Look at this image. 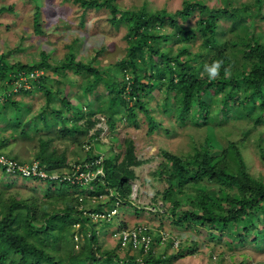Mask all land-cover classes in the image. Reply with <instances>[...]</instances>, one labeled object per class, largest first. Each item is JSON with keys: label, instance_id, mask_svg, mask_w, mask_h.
Masks as SVG:
<instances>
[{"label": "trees", "instance_id": "16d2710c", "mask_svg": "<svg viewBox=\"0 0 264 264\" xmlns=\"http://www.w3.org/2000/svg\"><path fill=\"white\" fill-rule=\"evenodd\" d=\"M33 1L34 19H37L39 6L37 0ZM73 1L83 8L108 9V21L116 28L119 24L125 27L122 35L125 53L113 64L115 71L103 69V72L93 61L75 57L72 49L78 41L76 38L66 44V52L54 65L46 60L48 53L44 51L40 52V60L33 63H8L1 54L0 152L21 161L37 159L47 171L61 173H72L76 163L91 161L92 168H102V174L86 183L48 181L50 185L42 195H22L19 191L10 192L7 185L0 186V264H167L172 257L192 252L196 240L177 241L175 253L167 254L163 248L155 250L158 243L168 248L174 242L170 236L161 240L159 230L156 235L150 234V247L146 251L131 244L122 247L119 239L111 244L103 243L98 228L113 225L116 230L120 229L123 226L120 210L124 207L137 210L130 199L129 179L142 160L129 135L124 137L121 150L110 147L103 156L101 149L95 152L87 148L83 157L74 146H82L84 135L96 122V118L91 117L97 112L103 115L108 128L117 121L137 126L136 109L145 113L149 129L160 126L161 122H154L155 117L144 104L148 90L154 89L163 91L162 112L174 116L180 124L189 117L190 123L204 127L205 135L201 142L192 138V149L184 153L161 148V160L151 173L166 185L158 191L157 197H153L152 204L160 201L162 211L169 214L174 225L197 226V230L209 228L218 234L225 231L230 242L238 239L239 243H244L248 239L256 245L264 230V182L249 171L240 150L246 136L242 135L239 143L233 140L221 143L210 123L214 118L208 113L211 103L219 100L222 107L212 113L223 117H217L218 121L214 119L215 123L225 119L230 112L244 116L238 108L246 107L249 108L246 114L255 124L264 123V42L258 40L260 36L254 31L255 15L260 12L259 16L264 18L260 9L262 0L236 3L221 0L222 5L216 6L181 0V6L173 11L165 7L149 10L146 4L124 8L116 0ZM5 9L0 6V11ZM194 15L198 18L193 24L178 22V19H189ZM221 21L233 31V38L221 36L227 31ZM230 21L234 22L231 26ZM34 23L36 32H40L39 23ZM166 23L171 27L162 30ZM168 38L178 43L176 49L164 44ZM195 38L199 41L196 51L191 54L185 44L187 41L192 43ZM232 46L237 47L240 57L230 51ZM206 52L213 53L204 61ZM184 53L187 56L181 59ZM215 59L223 60L230 73L226 76L222 69L219 78L209 80L206 75H201L203 65ZM34 69H50L61 78L71 70L77 76L73 85L81 88L84 95L81 107L75 106L71 110L72 102L67 95L59 97V107L50 104L53 89L46 85V75H41L33 81L44 91V105L24 122L25 110H31V102H22L20 97L13 95L12 80L19 71ZM127 74L128 83L124 78ZM18 90L23 94L30 93L23 87ZM129 100H132L131 105ZM230 102L229 110L227 104ZM252 112L255 113L251 115ZM194 115L199 121L194 120ZM83 117L84 123L78 124ZM75 131L81 134L68 138V134ZM31 132L36 141L30 147L29 159L20 158L13 148L19 137L29 136ZM98 134L99 130L96 136ZM109 140L112 143L114 136L110 135ZM56 141L61 144L68 141L69 144L58 145ZM95 143L100 144L98 139ZM258 147L264 166L262 143ZM99 157L102 159L98 161ZM0 172L9 175L4 167H0ZM12 176L23 177L17 173ZM24 178L36 182L42 180ZM99 193H105L106 197L97 200ZM116 201L120 204L117 215L109 219L91 218L90 213L107 212ZM75 223H78L77 227ZM74 235H78L77 248L74 247ZM232 264L251 262L243 259Z\"/></svg>", "mask_w": 264, "mask_h": 264}, {"label": "rangeland", "instance_id": "374dc122", "mask_svg": "<svg viewBox=\"0 0 264 264\" xmlns=\"http://www.w3.org/2000/svg\"><path fill=\"white\" fill-rule=\"evenodd\" d=\"M189 1L203 2L210 6L222 5L221 0ZM239 1L233 0L234 3ZM116 2L120 7L124 8H136L146 4L149 10L165 7L167 10L173 11L175 8L181 6V0H116ZM37 3L39 14L38 18L34 19L35 6L33 0H0V6L6 7L5 10L0 11V56L3 54L4 57H1L6 62L15 63L16 61H22L33 63L40 60V52L44 51L46 54L48 53L46 60L54 65L66 52V44L76 38L78 41L73 45L72 50L77 59L93 61L94 64L100 66L102 72L104 70H116L113 64L119 57L124 55L126 50V45L122 38L125 27L119 24L116 28L108 21V17H110L108 9L104 7L99 9L92 7L83 8L73 0H37ZM261 4V13L264 14V0H262ZM259 15H261L260 12L254 18V31L256 35L260 36L258 40L264 42V18ZM197 18L198 15H194L189 19H178V22L183 25L184 23L193 24ZM35 21L40 25V32H36ZM220 23L222 24L223 22L221 21ZM233 23V21H230V26ZM223 25L227 31L221 36L233 38V31L230 28L228 30V24L223 23ZM170 27L171 25L166 23L162 27V30L169 29ZM221 36L218 35L217 37L221 39ZM198 41V38H195L192 43L187 41L185 44L186 50H189L191 54L194 53ZM164 44L166 46H173V49L178 47V43L173 42L171 38H168ZM218 47L221 48V45H218ZM236 49V46H232L231 50L229 47V50L234 52L235 57H240L241 54ZM212 53H204V61ZM186 56L187 54L184 53L180 58L183 59ZM207 59L209 60V58ZM36 71L38 75L33 80L37 81L41 75H46V85L51 86L53 89L52 92L54 94L52 95L50 104L59 107V97L67 95L72 102L71 110L75 109L73 108L75 106L81 107L84 102V95L81 88L73 85L72 81L77 76L71 70H67L63 78L59 75L56 76V73L50 69H37ZM124 78L125 82L128 83V74ZM33 80H30L28 88H26L30 90V93L23 94L18 88L15 89L14 86L11 88L13 95L20 97L22 102H31V110H25L24 122H27L28 118L44 105V91L41 87L35 85V81ZM56 89L60 91L58 94L54 92ZM97 89L94 92H97ZM163 95L162 90L154 89L148 90L144 98L145 107L155 117L154 122H161L160 126L149 129L145 113L140 109H136L137 126L126 121H117L112 128H108L103 115L97 112L91 117L96 118V122L84 135L82 146L79 147L77 144H74V146L83 157L85 155L84 151H87V148L95 152L101 149L102 153L100 154L103 156V153L110 147H113L115 150H121L122 141L126 135H129L134 140L136 154L142 160L135 167L134 176L129 179L131 186L130 199L135 204L137 210L132 207H124L121 210H117L118 212L120 210L123 227L131 228L138 224H143L148 227L152 235H156V231L159 230V235H164V237L170 236V238L174 239L173 244L168 248L158 243L154 246L155 250L160 251L163 248L167 254L175 253L177 241L185 239L189 243L192 240H196V246L191 247L192 252L177 258L172 257L167 264H232L243 259L246 261L248 259L251 264L264 262V230L260 235L262 238L259 239L256 245L252 244L248 239L244 243H239L238 239L230 242V239L224 235L225 231H221L218 234L209 228L200 227L197 230V226L174 225L171 223L169 214L162 211L160 201L152 204L153 197H157L159 195L158 191L166 185L151 173L161 160V156L159 155L161 148L176 153H184L192 149L190 145L192 138L197 142H201L205 135L204 127L190 123L189 117L184 124H180L175 120L174 116L170 117L168 114L162 112L160 104L162 103ZM128 103L131 105L132 100H129ZM231 104V102L227 104L229 110L231 109L229 108ZM221 107V101L216 100L212 102L208 116L215 120L218 119L217 117H223L215 116L212 113L213 110L220 109ZM239 109H241V114H245L244 116L240 114L232 115L230 112L219 123H215L214 119L210 122L214 125V135L223 144H226L227 140L239 143L242 135H245L246 138L240 144V150L244 154L249 171L259 176L262 182H264L263 160L260 157V149L258 147L262 143V147L264 148V123L255 124L253 118L248 117L246 114V111L249 110L248 107ZM254 113L252 112L251 115ZM46 116L48 117V115ZM114 116H117V113ZM194 120L199 121V118L194 115ZM84 121L85 117L80 118L77 123L82 124ZM23 125L25 124L23 123ZM51 127L53 128V126ZM246 129L248 132L245 131ZM98 130L99 134L96 136ZM32 134L34 133L31 132L26 137H19V142L13 148V152H17L16 155L18 157H27L29 159L28 155L31 153L30 147L36 141L35 135ZM79 134H81L80 131L69 133L68 138H74ZM110 135H113L115 138L112 143L109 140ZM96 139H98L99 145H96ZM55 144L66 145L69 142L66 141L61 144V142L56 141ZM208 154L209 152H206V155ZM101 159L102 157H99L98 161ZM98 168L102 171L101 167ZM48 181L51 180H38L36 182L24 177L12 176V173L8 175V173L2 174L0 172V186L6 187L7 185L8 189L10 188V192L19 191L22 195H42L44 190L50 185ZM105 197V193H99L97 200ZM181 198L179 196V199ZM157 207L160 208L158 209ZM113 229V225L105 229L98 228L99 232L103 233H100L103 243L111 244L114 242V238L110 235ZM74 247L77 248L76 241Z\"/></svg>", "mask_w": 264, "mask_h": 264}, {"label": "built area", "instance_id": "2783aa9c", "mask_svg": "<svg viewBox=\"0 0 264 264\" xmlns=\"http://www.w3.org/2000/svg\"><path fill=\"white\" fill-rule=\"evenodd\" d=\"M36 70L37 69H34L29 72H26L24 70L19 71L17 77L12 80L14 88H28L30 80L35 79L38 75V72ZM92 163L93 162L91 161L79 164L76 163L72 173H61L59 171H47L41 164V162L37 159L21 161L20 159L13 158L3 152H0V167H4L9 173H17L18 175L23 177H38L42 180H65L71 184H74V182L86 183L97 174L101 175V169L92 168ZM118 204L119 203L116 201L115 206L107 212H92L90 213V216L93 219H109L112 215L117 213ZM77 225L78 223L74 224L75 227H77ZM113 235H115L119 239L121 246H125L127 244H131L132 247L141 246L144 251H146L150 247L151 235L148 231V227L143 224H138L131 228L122 226L120 229L115 230ZM159 238L161 240H164L167 237H164V235H160ZM74 239L77 241L78 235H74ZM76 245H78L77 242Z\"/></svg>", "mask_w": 264, "mask_h": 264}, {"label": "clouds", "instance_id": "9594fccd", "mask_svg": "<svg viewBox=\"0 0 264 264\" xmlns=\"http://www.w3.org/2000/svg\"><path fill=\"white\" fill-rule=\"evenodd\" d=\"M223 69L224 74L227 76L230 73V68L229 67H225L224 61L221 59H215L212 60L211 62H205V64L203 65V71L201 73V75H206L207 79L209 80H216L217 78L220 77L221 74V70ZM8 155V154H7ZM21 160V159H20ZM60 172V171H59ZM18 175V174H17ZM102 199V198H101ZM120 204H118L117 209H119ZM118 213V210H117ZM114 214V215H117ZM112 215V216H114ZM111 216V217H112ZM92 218V217H91ZM93 219V218H92ZM124 226V225H123ZM114 229L111 230L110 235L114 238V240L118 239L115 235H113L115 229V226H113ZM118 230V229H117ZM123 247V246H122Z\"/></svg>", "mask_w": 264, "mask_h": 264}]
</instances>
